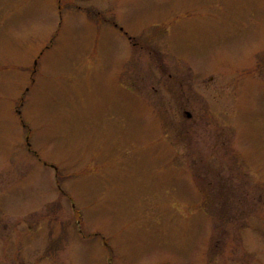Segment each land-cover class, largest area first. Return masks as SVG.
<instances>
[{
    "label": "rangeland",
    "instance_id": "1",
    "mask_svg": "<svg viewBox=\"0 0 264 264\" xmlns=\"http://www.w3.org/2000/svg\"><path fill=\"white\" fill-rule=\"evenodd\" d=\"M0 264H264V0H0Z\"/></svg>",
    "mask_w": 264,
    "mask_h": 264
}]
</instances>
